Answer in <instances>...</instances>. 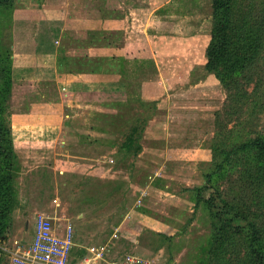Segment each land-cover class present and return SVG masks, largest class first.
<instances>
[{"label": "rangeland", "instance_id": "374dc122", "mask_svg": "<svg viewBox=\"0 0 264 264\" xmlns=\"http://www.w3.org/2000/svg\"><path fill=\"white\" fill-rule=\"evenodd\" d=\"M251 1L234 2L238 18L248 15L245 6ZM27 3H0V176L10 185L0 264H10L6 249H12L14 241L30 239L39 213L49 216L59 231L67 223L73 226L70 264H110L126 255L148 264H215L224 215L207 182L220 159L214 148L220 144L227 150L230 142L239 145L264 137V51L257 65L261 71L256 67L247 86L257 107H240L227 102L219 80L205 70L211 0H115L106 7L132 12L131 29L142 50L143 30L148 34V56H153L147 67L142 61L111 91L90 88L75 107L38 103L41 99L34 95L39 91L19 86H14L10 99L9 7ZM146 80L153 85L150 100L139 94ZM25 112L40 116L45 125L59 114L74 116L65 122L54 152L30 150L34 152L28 157L12 158L9 116ZM40 132L22 139L57 135ZM229 160L226 167L233 171L218 181V194L231 205L243 204L235 198L241 182H236L238 174ZM199 188L203 190L196 195ZM212 198L221 212L217 216L206 204ZM258 223L264 230V212ZM246 260L241 255L231 264H252Z\"/></svg>", "mask_w": 264, "mask_h": 264}, {"label": "crops", "instance_id": "0c3cea01", "mask_svg": "<svg viewBox=\"0 0 264 264\" xmlns=\"http://www.w3.org/2000/svg\"><path fill=\"white\" fill-rule=\"evenodd\" d=\"M111 1L115 0H26L27 4L9 7L12 41L10 99L14 86H19L39 91L34 95L41 99L38 103L50 105L54 102L75 107L90 88L110 90L122 86L123 76L139 67L138 64L145 61L147 67L153 56L152 53L148 56V34L143 30L145 48L142 50L131 29L132 12L107 8ZM140 85V98L150 100L153 85H148L147 80ZM49 94L52 99L47 97ZM73 117L69 112L59 114L52 123L45 125L40 124L38 115L11 113L9 125L15 157H28L34 152L30 150L54 152L60 138L58 135L63 130L65 133V122ZM40 131L56 132L57 135H51L47 140L37 137L22 139L24 135L39 134ZM26 225L24 231L27 233L31 223L28 221ZM30 239L20 241L26 243Z\"/></svg>", "mask_w": 264, "mask_h": 264}, {"label": "trees", "instance_id": "16d2710c", "mask_svg": "<svg viewBox=\"0 0 264 264\" xmlns=\"http://www.w3.org/2000/svg\"><path fill=\"white\" fill-rule=\"evenodd\" d=\"M4 1L0 0V3ZM234 2L236 0H211L212 29L210 41L205 49V70L213 73L219 80L227 94V102L240 103V107L249 104V109L253 110L258 102L254 99L253 92L247 91V86L252 82L255 71H261L257 65L264 51V0L248 2L245 8L249 13L241 19L235 13ZM4 7L7 9L9 6ZM244 24L249 27L244 28ZM10 69L11 66L8 69L9 94ZM130 146L127 143L125 150L128 151ZM214 152V156H219L220 159L218 163L215 162V169L208 175L207 182L222 203V213L215 209L218 206L214 202L216 199L207 200L206 204L210 210L214 208L213 210L217 211L214 212L216 216L220 213L224 215L223 224L219 225L223 241L217 240L220 253L215 256V264H231V261H237L241 255L252 264H264V230L258 223L264 212V137L239 145L230 142L227 150L221 149L218 144ZM10 153L12 158H16L12 143ZM230 158L235 165L232 168L238 174L236 182H241V189L237 191L235 198L243 204L231 205L218 194V181L223 179L226 172L233 171L226 167ZM11 165L14 166V163ZM6 181L0 176V234L8 228L10 211L7 198L10 185ZM202 190L203 188L196 189V195ZM234 209L236 211L232 212Z\"/></svg>", "mask_w": 264, "mask_h": 264}, {"label": "built area", "instance_id": "2783aa9c", "mask_svg": "<svg viewBox=\"0 0 264 264\" xmlns=\"http://www.w3.org/2000/svg\"><path fill=\"white\" fill-rule=\"evenodd\" d=\"M33 234L29 242L14 241L12 249H6L10 264H70L75 230L70 223L59 231L51 219L36 215ZM110 264H148L138 256L126 255Z\"/></svg>", "mask_w": 264, "mask_h": 264}]
</instances>
